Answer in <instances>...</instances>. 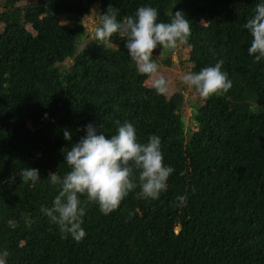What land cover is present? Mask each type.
<instances>
[{
    "label": "trees",
    "instance_id": "1",
    "mask_svg": "<svg viewBox=\"0 0 264 264\" xmlns=\"http://www.w3.org/2000/svg\"><path fill=\"white\" fill-rule=\"evenodd\" d=\"M25 1L0 0L2 263L264 264V61L248 55L244 28L258 0H33L16 9ZM110 6L118 20L142 6L163 22L182 12L190 23L179 45L188 52L182 69L223 60L232 87L191 102L186 121L183 93L159 96L147 86L119 34L107 47L90 39L93 9ZM125 120L140 143L161 138L175 170L167 189L156 200L138 198L136 189L107 216L88 204L85 237L62 238L40 209L58 193L48 174L69 171L64 130L76 143L91 123L109 138ZM24 168L38 169L40 180L23 183Z\"/></svg>",
    "mask_w": 264,
    "mask_h": 264
},
{
    "label": "clouds",
    "instance_id": "2",
    "mask_svg": "<svg viewBox=\"0 0 264 264\" xmlns=\"http://www.w3.org/2000/svg\"><path fill=\"white\" fill-rule=\"evenodd\" d=\"M244 28L251 37L248 55L256 62L264 61V0H258ZM114 34L124 39V48L136 71L151 79L159 67L153 59L154 50L161 49V54L187 43L190 23L180 11L173 13L169 22L158 21V10L150 6L139 7L134 15L118 20L117 10L110 6L101 14L90 39L107 47ZM223 63L218 60L198 72H186L183 84L201 98L226 93L232 81L222 71ZM152 87L159 96L166 97L170 91L169 82L163 76L154 79ZM116 124V134L106 138L89 123L83 129L85 135L76 143L71 142V133L64 130V139L71 146L61 152L69 171L62 176L58 172L48 174L47 181L58 187V193L51 207L42 205L40 209L58 228L62 238L79 242L85 237L83 223L88 204L96 205L107 216L136 189H139L138 198L156 200L168 187L169 177L175 170L164 162L161 138L152 134L146 143H140L132 122L125 120ZM19 176L23 183L35 184L40 180L39 170L35 168H24ZM177 199L182 203L186 198Z\"/></svg>",
    "mask_w": 264,
    "mask_h": 264
},
{
    "label": "rangeland",
    "instance_id": "3",
    "mask_svg": "<svg viewBox=\"0 0 264 264\" xmlns=\"http://www.w3.org/2000/svg\"><path fill=\"white\" fill-rule=\"evenodd\" d=\"M32 2L33 0L22 2L16 6V9H18L19 7L25 6L28 3H32ZM0 8L1 10H4L3 7H0ZM8 10L11 11L12 9L10 8ZM237 10L239 11V7H237ZM97 14L98 15L101 14L100 7L97 10L93 9V14L87 20V28L90 33V36H92L95 26H97L99 23V18H97ZM2 26L3 25L0 24V30L2 29ZM162 53H163V58H161V61H159L158 63L155 61L159 66L158 72L154 74L151 79L147 80L146 85L151 87L154 79L158 78L159 76H163L164 78H166L169 82V87H170L168 96H172L174 94L177 95V93H183L182 98H184L185 106L183 107L182 112H183V115L185 116L186 121H190V116L192 114L191 107L192 105L193 106L196 105L195 100L198 99L200 102H203L206 98H201L199 94L195 92L194 89H189L183 84L182 78L184 74L186 73V71L182 69L183 65L181 66L178 60H185L187 58L188 52L187 50L181 51L180 47L178 46L174 50H164ZM191 102H192V105H190ZM28 127L33 128L32 123H29ZM179 230L180 228L177 227L176 231L178 232ZM1 262L2 261L0 260V264Z\"/></svg>",
    "mask_w": 264,
    "mask_h": 264
},
{
    "label": "built area",
    "instance_id": "4",
    "mask_svg": "<svg viewBox=\"0 0 264 264\" xmlns=\"http://www.w3.org/2000/svg\"><path fill=\"white\" fill-rule=\"evenodd\" d=\"M1 264H3V263L1 262Z\"/></svg>",
    "mask_w": 264,
    "mask_h": 264
}]
</instances>
